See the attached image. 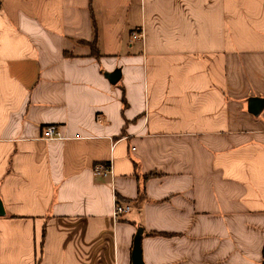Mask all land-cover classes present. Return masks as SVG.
<instances>
[{
    "label": "crops",
    "instance_id": "obj_1",
    "mask_svg": "<svg viewBox=\"0 0 264 264\" xmlns=\"http://www.w3.org/2000/svg\"><path fill=\"white\" fill-rule=\"evenodd\" d=\"M257 97L264 0H0V264H262Z\"/></svg>",
    "mask_w": 264,
    "mask_h": 264
},
{
    "label": "built area",
    "instance_id": "obj_2",
    "mask_svg": "<svg viewBox=\"0 0 264 264\" xmlns=\"http://www.w3.org/2000/svg\"><path fill=\"white\" fill-rule=\"evenodd\" d=\"M144 31L138 32L134 35V38L137 39V37L143 38ZM43 137L45 139L53 140V138H63L62 133L60 130L55 126H47L44 128ZM113 174V161L109 162L108 164H98L94 169V175L95 176H111ZM114 212H113V218L118 220L121 215H124L126 213H129V211L132 209V205L130 203H124L120 202L119 200L115 199L114 201Z\"/></svg>",
    "mask_w": 264,
    "mask_h": 264
},
{
    "label": "water",
    "instance_id": "obj_3",
    "mask_svg": "<svg viewBox=\"0 0 264 264\" xmlns=\"http://www.w3.org/2000/svg\"><path fill=\"white\" fill-rule=\"evenodd\" d=\"M121 74L122 73L120 70H115L113 72H109V74H107V78L110 79L112 83H116L121 78ZM263 107H264V99L259 97L251 99V103H250L251 112L255 114L260 113ZM4 214H5V210L3 209V204L0 200V215H4ZM141 238H142V233L141 231H139L134 239L133 261H132L133 264H145V262H143V248H141ZM262 264H264V260Z\"/></svg>",
    "mask_w": 264,
    "mask_h": 264
}]
</instances>
